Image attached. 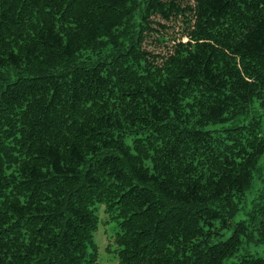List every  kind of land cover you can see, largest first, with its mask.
Here are the masks:
<instances>
[{"label":"trees","instance_id":"16d2710c","mask_svg":"<svg viewBox=\"0 0 264 264\" xmlns=\"http://www.w3.org/2000/svg\"><path fill=\"white\" fill-rule=\"evenodd\" d=\"M256 102L264 0H0V264H97L101 207L119 264H264Z\"/></svg>","mask_w":264,"mask_h":264},{"label":"rangeland","instance_id":"374dc122","mask_svg":"<svg viewBox=\"0 0 264 264\" xmlns=\"http://www.w3.org/2000/svg\"><path fill=\"white\" fill-rule=\"evenodd\" d=\"M176 2L181 6L182 10H185L187 6L194 4V0H176ZM190 16V13L186 11L184 14L174 16L170 20H166L162 17L153 19L154 22L152 25L154 27V31L147 36L144 48L156 56H167L177 43L188 41L187 33H189L188 30L192 21V17ZM191 30L192 27L190 31ZM159 62H161V59ZM254 118L262 121V126L264 127V107L260 104V102L253 104L247 117L230 124L229 127L241 123H248ZM260 166L264 169V157L260 162ZM257 188L258 185L256 184L254 186V190L256 191ZM262 190L264 192V188H262ZM252 197H254L253 191L248 194L249 201ZM99 217V228L94 238L99 247L97 264H119L117 246L115 243V224L107 223L105 221L106 217L103 213V207L99 210ZM244 218H246V215L244 211L241 210L238 216L234 219V223L239 222ZM247 246L248 249L255 254H264V247L254 246V244L246 245V247ZM243 252L244 251L241 250L236 257ZM236 257L234 258V261L237 260Z\"/></svg>","mask_w":264,"mask_h":264}]
</instances>
